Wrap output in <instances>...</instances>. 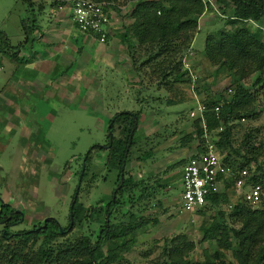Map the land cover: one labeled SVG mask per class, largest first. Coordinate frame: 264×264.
I'll list each match as a JSON object with an SVG mask.
<instances>
[{"label":"rangeland","instance_id":"374dc122","mask_svg":"<svg viewBox=\"0 0 264 264\" xmlns=\"http://www.w3.org/2000/svg\"><path fill=\"white\" fill-rule=\"evenodd\" d=\"M136 1L116 2L127 8V14L125 11L120 14V18H125L126 26L133 23L130 12ZM150 1L152 6L147 18L163 30H176L180 20L186 17L184 12L170 10V0ZM36 4L39 6L40 2ZM38 6L32 11L17 0H0V32L9 44L4 50L6 54L0 52V195L15 208H25L26 211L24 224L8 231V235L12 234L10 242L18 243L19 239H12V236L30 230L49 216H57L63 228H69L70 206L82 181L81 173L88 153L97 144L107 146L110 119L118 112L129 111L140 113L137 133L142 138L133 149L126 170L135 178L145 176L148 191L157 194L153 204L147 206L146 203H136L132 207L125 204L128 199H123L126 214L118 217L128 222L131 210L145 218H156L157 222L130 236L127 240H134L131 252L113 264H160L165 260L166 242L172 239L195 244L194 250L186 256L190 264H204L207 258H211L214 264H236L233 251L223 250L224 256L216 260L218 244L216 240H205L200 228L203 223L213 221L240 229L241 224L230 215L232 207L242 200V194L232 188L229 203L209 206L204 216H180L175 199L183 191L181 174L184 166L179 162L190 158L197 146L196 142L192 145L184 142L193 131L195 119L190 114L196 103L231 95L239 84L257 91L254 108L258 115L235 122L232 147L241 156H250L251 146L264 145V71L241 79L226 67L214 65L205 55L208 37H219L222 32L233 34L237 49L246 46L245 32L264 41V18L259 22L236 21L230 24L233 12L230 0L203 2V7L190 15L195 37L191 46L181 53L186 52L183 61L192 54L189 61L199 80L194 83L187 72L182 81L176 83L172 82L170 75L164 76L168 70L166 64H160L162 60H158V64L154 61L141 66L146 57L142 50L134 63L129 57L126 63H122L118 52H111L112 48H109V62L116 63V66L107 64L105 48L109 43L101 45L95 39L83 45L82 57L88 61L87 68L76 69V64L67 68L72 53H58L55 58L42 53L47 61L44 68H36L40 75L25 65L18 69L9 54L16 51L18 57L32 61L35 58L32 41L37 47L41 41L52 42L44 31L51 19V4L46 3L43 10ZM23 23L30 28L38 23L39 30L28 34L23 30ZM73 30L81 37L74 26ZM26 37H29V43ZM73 55L75 58L76 53ZM182 65L181 73L184 72V63ZM259 76L263 82L254 87ZM168 81L170 83L166 84ZM24 84L31 93H24ZM129 129V121L122 123L116 127L115 136L127 134ZM216 135L209 136V140H214ZM248 135L251 139L245 145ZM108 150L93 151L85 167L87 187L83 193L79 190V204H75L74 227L50 240L52 243L76 240L84 234H92L93 230L96 234L102 229L104 212L100 207L104 206L99 204L110 202L114 189L118 188V173L105 166ZM149 150L154 154L151 159L146 162L138 160ZM263 151L264 148L260 147L259 153ZM226 154L238 164L243 162L233 150ZM260 160H264V155ZM172 165L174 168L170 170ZM158 200L162 201V207L154 206ZM142 206L147 209L142 211ZM94 208L96 221L88 223L90 211ZM221 212L226 215L224 221H221ZM114 245V242H108L102 250L106 252Z\"/></svg>","mask_w":264,"mask_h":264},{"label":"trees","instance_id":"16d2710c","mask_svg":"<svg viewBox=\"0 0 264 264\" xmlns=\"http://www.w3.org/2000/svg\"><path fill=\"white\" fill-rule=\"evenodd\" d=\"M23 5L35 10L38 6L36 2H40L39 9L43 10L46 0H17ZM115 1L117 0H106ZM172 6L171 11H180L186 14V17L181 19L180 26L173 31L163 30L148 20L149 12L152 6L150 0H137L131 9L130 16L133 18V23L124 27V31L120 36L121 46L126 50V57L136 60L137 54L142 50L146 57L141 66H146L149 63L162 60L160 64H166L168 72L164 76H171L172 82H181L186 71L181 73L183 65L182 59L185 55L181 54L186 51L195 37V27L193 26L190 15L197 12L203 7L201 0H170ZM232 3V15L230 24H235L236 21H254L259 22L264 18V0H230ZM51 4V3H50ZM52 7H57L51 4ZM161 11H158V14ZM127 14V13H126ZM176 14V12L174 13ZM23 30L30 34L36 33L39 30V24H33L32 28L25 23ZM246 33V46L244 49H237L233 44V34L230 32H222L219 37L209 36L207 39V48L205 55L214 65H221L231 71L236 77L244 79L248 75L254 73H262L264 71V41L255 38L249 32ZM29 43V37H26ZM96 40V39H95ZM0 52L5 53V48L8 47V40L2 32H0ZM34 45L35 42L32 41ZM129 53V54H128ZM6 54V53H5ZM180 54V55H179ZM182 55V56H181ZM18 67V69L29 62L28 59L18 57L15 51L13 55H8ZM140 57V56H139ZM263 82L259 76L254 83V87L259 86ZM168 81L166 84H169ZM232 91V90H231ZM141 94V92H140ZM138 94L137 96H141ZM257 96V91L252 90L239 84L231 95L220 96L216 99H210L203 102L208 107L205 113V121L207 131L203 128V121L200 116L194 118L193 131L189 133L184 142L189 145L196 142L197 153L202 154L205 151V146L209 141V136L217 134L214 138L221 153L226 156V164L229 166L238 167L240 169H249V179L247 184L262 186L263 197L258 205H251L242 200L232 207L230 217L237 220L241 224L240 229L229 227L222 222H207L203 223L200 231L204 239L215 241L218 244V250L215 253V259L219 260L224 256V251H233L236 264H264V160L263 153L260 152V147L264 145H253L250 148V156L243 155L232 147V130L235 122H239L245 118H254L258 115L254 102ZM220 106V112L217 114L214 110L216 106ZM130 122V129L127 134H122L119 137L115 136L116 127L122 123ZM141 121L140 113L129 111L118 112L110 119L111 128H108V146L107 153L108 161L105 166L112 171L118 173L117 184H121L122 172H124V183L120 190L114 189L113 199L106 205L99 204L100 209L104 212V220L102 229L99 233L84 234L72 241H65L61 244L52 243L50 240L57 236H62L58 225L55 222H50L45 228L40 230H24L23 232L12 236V239H19V242L14 244L10 242V237H2L0 241V264H113L125 258V253L132 250L134 240H127L137 231L149 227L157 222L156 218H145L143 215H137L129 210L130 216L128 222H124L119 216L126 213L123 212V199H128L125 204L146 203L145 206L153 204L152 200L156 198V192H149L147 188L148 179L145 176L135 178L127 169L133 149L142 138L138 133L139 123ZM223 128L222 131H219ZM111 132L112 134H109ZM133 134V139L129 147L130 136ZM112 138V143H111ZM251 136H247L244 141L245 145L249 143ZM129 151L127 152V149ZM104 147L95 145L92 147L90 154L86 159V164L90 161L91 155L95 150H103ZM234 151L237 156H241L243 162L238 164L227 151ZM152 150L145 152L138 160L146 162L153 157ZM194 157V156H192ZM182 160L179 165L185 166L189 160ZM254 164V167L251 165ZM126 167L123 170V167ZM172 165L169 169L172 170ZM84 173L80 183V193H83L87 187ZM234 178H228L223 182V188L218 194L208 196V206L199 215L204 216L209 206L218 207L221 204L229 203V192L234 189ZM171 184L167 187L169 188ZM128 197V198H127ZM79 204V197L76 205ZM143 205V204H142ZM163 203L158 200L154 206L162 207ZM143 207V206H142ZM259 207V208H258ZM146 207L141 209L145 211ZM75 210V207L74 209ZM96 208L90 211L88 223L96 221L94 214ZM75 214V211H74ZM140 214V212H139ZM221 221H224L225 214L220 213ZM91 220V221H90ZM153 223V224H151ZM108 242H114L113 248L106 252L102 249ZM176 242V243H175ZM171 244V245H170ZM164 261L160 264H190L186 256L190 251L194 250L193 242H183L182 240H170L165 245ZM204 264H214L211 258H207Z\"/></svg>","mask_w":264,"mask_h":264},{"label":"built area","instance_id":"2783aa9c","mask_svg":"<svg viewBox=\"0 0 264 264\" xmlns=\"http://www.w3.org/2000/svg\"><path fill=\"white\" fill-rule=\"evenodd\" d=\"M46 1L55 4L59 11H66L70 21L80 33L95 38L101 45L109 43L113 19L117 12L121 13L127 10L126 7H121L114 1L106 0ZM201 1L208 4L211 0ZM189 55L183 61L184 71L188 72L192 81L196 83L199 80V75L197 71L193 70ZM214 110L219 114L220 106L217 105ZM207 111L208 107L198 101L190 114L192 118L201 117L205 131H207L205 121ZM219 130L222 131L223 128ZM193 156L182 169L183 191L177 198V209L180 216L199 215L208 206V196L220 193L224 187V180L228 178H234V190L242 194L241 198L245 202L251 205H258L261 202L262 186L247 184L250 176L248 168L240 169L226 164V156L221 153L214 140L207 142L202 154L196 152ZM251 167H254V164Z\"/></svg>","mask_w":264,"mask_h":264},{"label":"crops","instance_id":"0c3cea01","mask_svg":"<svg viewBox=\"0 0 264 264\" xmlns=\"http://www.w3.org/2000/svg\"><path fill=\"white\" fill-rule=\"evenodd\" d=\"M57 9L55 7L51 6V16H50V21L47 24L46 29L44 30L46 33V36L52 40V42H45L41 41L39 47H37L36 44L32 46V52L35 56L33 60L35 61H29L28 63L25 64V68L27 69H34L37 70L36 68L38 67V70L42 67L44 68V63L47 61V58L45 56H41L42 53L49 55V58H55L56 54L60 53H72V60L70 62V65H68L67 68H70V66L76 64L75 68L80 69V68H87L88 61L85 62V58L82 57L83 54V45L84 43L88 42L90 39H95L91 36L85 35L80 33L77 28L71 24L72 22L70 21L67 13L64 12H59L56 11ZM127 12V11H126ZM124 12V14H126ZM120 12H117L113 19V25H112V35L109 40L108 46L105 48V52L107 53L106 57V63L109 65H113L116 63H111V54H109V48L112 51L118 52V55L121 57L122 63H126L128 61V58L126 57V50L121 46V40L120 36L124 31V27H126V22L124 21L123 18H120ZM73 26L76 28V30L79 32V35L81 37L76 36L73 30ZM45 35V34H44ZM80 46V47H78ZM108 50V51H107ZM110 52V53H111ZM76 53V57L73 58ZM78 55V56H77ZM49 62V61H48ZM114 66V67H115ZM127 67V66H126ZM35 74H39L38 72ZM22 85V84H21ZM22 89L24 93L26 94L27 92L31 93L29 88H26V84L22 86ZM38 93H42L39 90H36ZM37 94V93H36ZM197 152V148L192 152V156ZM190 156V157H192ZM175 203L177 204V198L175 199Z\"/></svg>","mask_w":264,"mask_h":264},{"label":"flooded vegetation","instance_id":"af4514ba","mask_svg":"<svg viewBox=\"0 0 264 264\" xmlns=\"http://www.w3.org/2000/svg\"><path fill=\"white\" fill-rule=\"evenodd\" d=\"M104 148H109V146H104ZM90 154V152L88 153V155ZM87 155V157H88ZM87 159V158H86ZM80 181V180H79ZM80 185V183H79ZM113 199V198H112ZM77 201V199H76ZM75 203V199L72 202V204ZM72 204L70 206V217H71V211L72 213V217L71 219V224L69 226V228L64 229L63 226L60 223V219L57 216H49L46 217L42 220V222H40L39 224H35L32 226V228L30 230H40L41 228H45L48 223L50 222H55L58 227L59 230L62 234L68 233L69 231H71L74 227V207H72ZM76 204V203H75ZM26 220V211L25 208L23 209H18L15 208L11 202H6L5 201V197L0 195V237H4V238H8L11 237L12 234L8 235V231L11 228H19L20 226H22L24 224V221ZM22 231H19L18 233H20ZM18 233H16L15 235H17Z\"/></svg>","mask_w":264,"mask_h":264},{"label":"water","instance_id":"95a60500","mask_svg":"<svg viewBox=\"0 0 264 264\" xmlns=\"http://www.w3.org/2000/svg\"><path fill=\"white\" fill-rule=\"evenodd\" d=\"M111 128V124L109 125V129ZM109 134H112L111 132H109ZM132 139H133V134H131V136H130V141H129V147H130V145H131V142H132ZM111 143H112V138H111ZM110 147V146H109ZM129 151V148L127 149V152ZM85 167H86V163L84 164V166H83V171H82V173H81V179H82V177H83V174H84V172H85ZM125 169V166L123 167V170ZM121 176H122V179H121V184H120V186L117 188V190H119L121 187H122V185H123V183H124V172H122V174H121ZM79 190H80V185L77 187V192H76V196H75V201H76V199H77V197H78V193H79ZM74 205H75V203H73L72 204V207H74ZM72 211H71V217H72Z\"/></svg>","mask_w":264,"mask_h":264}]
</instances>
